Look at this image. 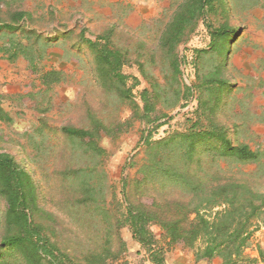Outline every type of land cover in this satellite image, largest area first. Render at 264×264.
<instances>
[{"label":"trees","instance_id":"1","mask_svg":"<svg viewBox=\"0 0 264 264\" xmlns=\"http://www.w3.org/2000/svg\"><path fill=\"white\" fill-rule=\"evenodd\" d=\"M9 16L8 20L0 19V29L10 33L33 19L21 10ZM230 17L229 0H181L161 31L156 49L143 40L138 49L121 44L116 25L108 26L95 38L87 37L91 32L88 28L81 30L79 39L92 56L98 85L133 110L131 118L123 123L105 124L90 112L88 127H63L62 133L81 147L84 155L105 158L107 151L100 145L102 134L116 138L137 120L158 124L156 129L162 127L158 122L190 97L197 102L196 116L185 130L170 132L158 140H153L151 128L143 133L146 157L139 176L132 182H122L123 198L117 202L114 199L112 213L106 205L97 204L98 187L89 180L93 169L65 171L73 192L64 216L77 226L71 233L75 232V237L82 234L87 221L80 214L86 215L91 208L92 213L103 216L105 223L103 241L87 245L81 255L75 246L71 251L69 246L63 247L50 226L43 224L45 220L55 223L56 217L40 206L35 179L14 155L1 152L0 202H4L5 210L0 213V264H113L128 250L124 229L149 251L153 264H165L164 250L155 246L153 226L161 228L168 245L192 251L198 264H213L216 259L219 264H264L261 245L256 249L257 256L248 253L254 233L264 226V149L235 143L230 127L220 119L233 88L227 72L238 30L230 25ZM200 24L206 28L210 43L195 50L196 80L184 90L179 48L188 43ZM5 52L10 60L24 57L35 70L36 56L29 54L30 47L10 39L0 46V54ZM206 56L213 62L210 69L204 64ZM132 64L150 85L140 94L143 108L135 102L133 93L140 80L124 73V67ZM158 66L165 74L164 83L149 73L151 67ZM42 80L50 88L60 82L61 73L48 72ZM158 107L165 112L153 118ZM257 120L264 124V111ZM233 126L240 129V125ZM245 165H255L256 170L244 173L240 166ZM102 201L106 202L105 196ZM5 254L15 257L3 260Z\"/></svg>","mask_w":264,"mask_h":264},{"label":"rangeland","instance_id":"2","mask_svg":"<svg viewBox=\"0 0 264 264\" xmlns=\"http://www.w3.org/2000/svg\"><path fill=\"white\" fill-rule=\"evenodd\" d=\"M169 1L171 5L168 12L147 8L146 20H144V6L132 10L143 18L140 23L136 22V27L126 26L122 21L111 19L113 17L111 13L105 15L104 22H99L96 20L97 9L101 10L104 7L96 2L92 3V0H84L82 4H77L73 0H4L0 3L1 20H8L9 13L16 10L29 12L33 18L15 33L0 29V46H5L12 39L22 47H30L29 54L36 56V67L33 70L29 61L22 56L19 57L21 58L19 62L22 63L17 65V61L15 63L9 61L7 52L0 55V60L5 61L6 64L5 67H0L4 75L0 82V96H3L0 106L5 112L12 114L10 120L7 117L6 120L0 117V153L7 152L14 155L32 174L39 188L40 206L56 217L55 223L45 220L43 224L50 226L51 231L56 233V240H59L63 247L69 246V251L75 246L77 249L74 250L81 255L80 252L87 245L89 247L101 243L105 223L103 216L96 211L92 213L91 208L86 215L80 214L87 221L84 232L81 230L82 234L79 237H75V232L71 233L72 230L77 229V226L64 216L65 211L69 210V201L73 192L70 188L71 181L65 179V171L72 168L93 169V177L89 180L98 187L97 204L106 205L112 213L114 199L116 198L117 202L123 198L122 182L124 180L132 182L139 176L138 171L146 157L143 133L147 134V130L151 128L153 140H158L170 132L183 131L188 126L189 120L196 116L197 109L195 97H190L170 112L169 117L162 118L158 123L163 126L158 129H156L158 124L153 126L145 120H137L127 132L121 133L116 138L103 133L100 145L107 151V156L87 157L82 153L81 147L74 145L61 129L65 126L88 127L90 112L105 124L123 123L131 118L133 110L130 104L121 103L116 97L105 93L98 85L93 73L92 56L87 47L81 43L79 34L82 29L88 28L91 32L87 37L95 38L108 26L116 25L119 27L117 35L121 44L138 49L139 41L143 40L149 48L156 49L160 29L181 0ZM236 2L230 4L232 27L243 34L238 41L244 43L246 40L242 39L253 23L249 17L251 13L245 14L246 1ZM209 43V34L200 24L191 34L188 43L180 46L184 90L192 86L196 80L195 50L204 49ZM236 53L237 51L233 49L227 72L233 88L226 99L220 119L230 127V137L235 143H246L253 150H262L264 124L257 118L264 111V86L257 84L259 80L255 74L258 71L255 70L254 64L249 62L254 56L253 53L238 54V58L235 59L237 67L234 61L232 62ZM204 61L205 66L210 69L213 65L210 58L206 56ZM161 69V66L151 67L149 73L158 78L160 83H164L165 74ZM51 71L61 73L60 83L54 85L55 87H44L41 79L44 74ZM124 73L140 80L133 93L135 102L143 108L140 94L143 89L150 87L148 81L141 76L136 64L125 66ZM133 83L132 80L129 81V85ZM7 86L11 88L7 89ZM164 112L158 107L153 118L161 116ZM171 116L175 118H170ZM234 124L240 125V129L236 130ZM233 168L239 170L237 167ZM240 170L244 173H252L256 170V166H240ZM104 196L105 203L102 201ZM4 210L5 204L0 202V213ZM151 230L156 239V249L162 248L164 257L170 253L182 252L186 257L191 258L190 264H198L192 251L182 248L181 245H168V240L165 239L160 227L153 226ZM122 235L128 244V250L121 260L113 264L149 262V251L132 239L131 232L124 229ZM258 245L264 248V226H260V229L254 233L248 253L257 256ZM2 257L3 260H13L15 256L5 254ZM219 263L218 259L213 262V264Z\"/></svg>","mask_w":264,"mask_h":264},{"label":"crops","instance_id":"3","mask_svg":"<svg viewBox=\"0 0 264 264\" xmlns=\"http://www.w3.org/2000/svg\"><path fill=\"white\" fill-rule=\"evenodd\" d=\"M83 1L84 0H75V1L73 0V2L77 4H82ZM229 1H230L229 5L237 3L236 2L237 0H229ZM245 1H246L245 7H244L245 8L244 10L246 11L245 14L249 15V12L251 13L249 17L252 19L253 25L248 29V32L244 36V39H242V40H246V42L244 43L238 41L243 35L238 30V36L236 37L234 41V43H236V46H234V43L232 45V51L233 49H235L237 53L233 56L232 62L234 61L237 67V62H235V59L238 58L237 56L238 54L253 53L254 56L253 58L249 60V62L253 63L255 70L258 71L255 74V76H257L256 78H258L259 80V83L257 84L264 86V0H245ZM93 2H96L97 4L102 5L104 7L101 10L97 9L98 18L96 20H98L99 22H104L106 19L105 15H108L111 13V16H113L111 19H114L116 21H122L126 26H130V27L132 26L136 27L135 26L136 22L140 23V21H143V18L140 16L139 13H135L132 11V10L137 9L138 6L140 7L144 6V20H146L147 18L145 16V10H147V8L149 9L152 8L154 10L162 11L164 13V12H168V10L170 11V5H171V2L169 0H92V3ZM170 18L168 19V21L170 20ZM107 20H110V19L107 18ZM168 21H166V23ZM165 24L162 26V28L160 27L161 31L163 30ZM230 25L232 26V17H230ZM20 59L21 58H18L16 60H9V61L14 62V63L15 61H17L18 62L17 65H20L22 63V62H19ZM5 66H6L5 61L0 60V67H5ZM3 76L4 75L2 71L0 70V82L3 80ZM41 82H42V85L46 87L42 79H41ZM59 83L60 82H58L57 84ZM9 88L11 87L7 86V89ZM3 94L4 93H2V95ZM1 97L3 96H0V100H2ZM11 116H12L11 113L5 112L4 109L0 106V117L4 118L3 120H6V117L9 118L10 120ZM148 261L149 262H145V263L153 264L149 260V258H148ZM189 261L191 262V258L186 257L184 253L182 252H178L174 254L170 253L167 257H165V264H190Z\"/></svg>","mask_w":264,"mask_h":264}]
</instances>
